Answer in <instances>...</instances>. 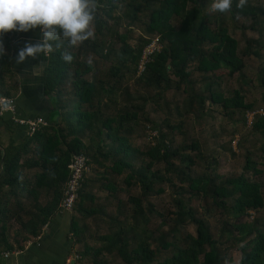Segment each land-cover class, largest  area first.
I'll list each match as a JSON object with an SVG mask.
<instances>
[{"label": "trees", "instance_id": "obj_1", "mask_svg": "<svg viewBox=\"0 0 264 264\" xmlns=\"http://www.w3.org/2000/svg\"><path fill=\"white\" fill-rule=\"evenodd\" d=\"M211 2L96 0L93 36L75 48L67 42L59 49L54 45L45 57L42 84L51 99L49 124L19 146L0 145L5 249L11 248L6 241L10 228L22 242L37 237L59 213L68 166L74 156L83 155L90 170L71 214L77 264H108L109 255L120 264H224L227 242L238 249L239 264H264V231L256 219L239 220L264 208L263 186L254 179L261 170L247 161L243 169L250 177L217 175L216 161L204 153L205 141L190 136L194 127L189 129L194 123L200 131L211 108L227 119L237 116L241 123L254 110L242 89L228 92L223 83L237 75L241 88L250 84L243 62L261 60L264 41L245 40L239 50L229 25L240 20V31L261 33L264 7L248 0L239 11L234 0L230 13H209ZM20 33L0 36V43L8 49ZM154 40L159 51L136 76L141 52ZM65 49L73 56L70 64L61 59ZM129 76L132 91L125 86ZM256 83L264 104V65ZM146 106L162 111L160 123L149 120ZM145 129L155 133L152 146L135 148L134 140ZM251 134L263 141L264 155V117H257ZM166 191L171 209L152 232L149 220L161 214L149 199ZM119 193L127 194L125 202ZM209 218L218 224V234L210 232ZM103 225L105 233L98 234Z\"/></svg>", "mask_w": 264, "mask_h": 264}, {"label": "rangeland", "instance_id": "obj_2", "mask_svg": "<svg viewBox=\"0 0 264 264\" xmlns=\"http://www.w3.org/2000/svg\"><path fill=\"white\" fill-rule=\"evenodd\" d=\"M255 1V0H251ZM260 5L264 7V0H259ZM264 24V17L261 19ZM243 24V21H238L236 25H229V30L232 31L233 38L238 42L239 50L243 49L245 40L248 39H261L264 41V29L261 33H251L249 31L242 32L240 31V26ZM235 28L234 30V27ZM261 60H257L254 58H246L244 59L245 70L243 74L247 81L250 82L248 87L241 88L240 84L237 82V75L231 78H226L223 83L224 89L228 92L238 91L242 89L246 103H251L254 106V110L248 112L245 116L246 122L241 123L240 118L237 116H233L231 119H227L221 115H218V109L211 108L208 119L204 118L203 122L199 125L200 131L198 129L195 130L196 125L194 123H189V129L193 128V133L190 136L200 137V140L205 141L204 153L206 155H211L216 161L215 173L218 175L226 176V175H239L246 174L250 177V172H245L243 167L246 162H251L255 165L257 170H261L262 175L254 177V179H258L263 186L264 190V168L261 166L262 161L264 160V155L262 154V143L263 141L258 136H252L251 129L253 123L256 121L257 117H264V104L260 100L261 90L259 89L256 83V73L257 70L264 65V51L261 53ZM136 75V74H135ZM137 76V75H136ZM133 79L129 76L126 78L125 86L129 88L130 91L133 90ZM167 98H171V94L167 95ZM150 106L145 107V112L150 121L155 123H160L163 119V113L158 108L153 110ZM155 133L145 129V131L139 136L141 137L138 140H134L133 146L135 148H140L142 146H152L153 139ZM178 140V138H176ZM33 173H31L32 175ZM29 175V176H31ZM136 190H132L131 193H135ZM105 193H98L97 195L103 198ZM126 193H119V197L122 202L126 201ZM41 203L44 204L45 200L44 193H42ZM149 202L155 208V211L159 212L161 216L153 215L151 220L147 225V228L153 232L154 228L158 225V223L166 218L168 215L167 209H171L169 205V197L167 191L162 195H157L151 199ZM113 208H108V211H113ZM73 211L70 213V215ZM254 219L257 220V227L264 231V208L258 212L249 211L247 215H244L239 220L241 222H251ZM210 232L214 234H218V224L212 218L208 220ZM12 223V222H11ZM14 225V223H12ZM12 228H10L11 230ZM166 228H161V230H165ZM106 231V225H103V229L98 234H103ZM185 231L190 234H194V229L192 226H187ZM94 240V239H93ZM101 244L98 241V245ZM228 246L227 250H225L224 256V264H239L240 253L235 246H232L230 243H226ZM241 244V243H239ZM95 245V244H93ZM151 249L154 248V244L150 243ZM240 246V245H239ZM80 247V246H79ZM77 257V256H76ZM108 264H120L119 260L115 257V255L106 256ZM82 264H89V262H82Z\"/></svg>", "mask_w": 264, "mask_h": 264}, {"label": "crops", "instance_id": "obj_3", "mask_svg": "<svg viewBox=\"0 0 264 264\" xmlns=\"http://www.w3.org/2000/svg\"><path fill=\"white\" fill-rule=\"evenodd\" d=\"M41 39L39 28L21 32L8 49L4 48L7 55L0 57V97L7 95L6 98L12 100L15 106L14 118L9 114L0 117V145L3 149L9 144L19 146L30 137L26 127L16 125L12 119L28 121L41 118L47 126L52 118L51 99L44 95L42 85L45 57L29 58L22 64L15 62L18 51L26 43L36 44ZM41 62L40 67L34 68ZM1 152L3 150L0 149ZM71 220L70 213H57L37 237L22 242L20 238L15 240L13 227L6 236L10 249H5L0 233V252L10 253L8 258L0 256V264H70L75 261L78 246L72 242Z\"/></svg>", "mask_w": 264, "mask_h": 264}, {"label": "clouds", "instance_id": "obj_4", "mask_svg": "<svg viewBox=\"0 0 264 264\" xmlns=\"http://www.w3.org/2000/svg\"><path fill=\"white\" fill-rule=\"evenodd\" d=\"M248 0H237L236 9L242 11ZM234 0H212L209 13L227 14L233 9ZM96 0H0V36L11 31L28 32L39 28L42 39L36 44L26 43L15 58L22 64L29 58L46 57L55 48H75L93 36ZM239 11L237 18H239ZM7 55L0 43V57ZM61 59L71 63L73 56L65 49ZM43 62L36 65L38 68Z\"/></svg>", "mask_w": 264, "mask_h": 264}, {"label": "built area", "instance_id": "obj_5", "mask_svg": "<svg viewBox=\"0 0 264 264\" xmlns=\"http://www.w3.org/2000/svg\"><path fill=\"white\" fill-rule=\"evenodd\" d=\"M158 51L159 46L157 45L156 40L150 42V44L144 48L136 67L137 76L143 72L144 65L147 63L149 57ZM6 114H9L14 118V102L10 99L0 97V117H3ZM12 120L16 125L26 127L30 137L34 135L40 127L46 126V123L41 118L28 121ZM89 170V161L85 156L78 155L73 157L71 164L68 166V180L63 189V196L59 204V213H71L73 211L75 203L79 201L80 191L85 182L84 178L89 173ZM9 255L10 253L8 252H0V256L3 258H8Z\"/></svg>", "mask_w": 264, "mask_h": 264}, {"label": "water", "instance_id": "obj_6", "mask_svg": "<svg viewBox=\"0 0 264 264\" xmlns=\"http://www.w3.org/2000/svg\"><path fill=\"white\" fill-rule=\"evenodd\" d=\"M70 264H75V261H74V260H72V261L70 262Z\"/></svg>", "mask_w": 264, "mask_h": 264}]
</instances>
